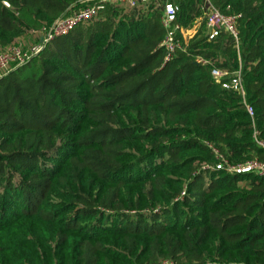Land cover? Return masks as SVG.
Masks as SVG:
<instances>
[{
    "label": "trees",
    "instance_id": "obj_1",
    "mask_svg": "<svg viewBox=\"0 0 264 264\" xmlns=\"http://www.w3.org/2000/svg\"><path fill=\"white\" fill-rule=\"evenodd\" d=\"M85 1L0 0V52ZM208 1L238 42L171 0L203 23L167 60L163 0L107 4L0 77V264H264V175L214 151L264 159V0ZM213 67L242 69L253 118Z\"/></svg>",
    "mask_w": 264,
    "mask_h": 264
},
{
    "label": "built area",
    "instance_id": "obj_2",
    "mask_svg": "<svg viewBox=\"0 0 264 264\" xmlns=\"http://www.w3.org/2000/svg\"><path fill=\"white\" fill-rule=\"evenodd\" d=\"M153 1L159 2L162 0H86L85 5L78 10L71 12L68 15L61 16L54 21L49 27H44L40 39L37 43L26 46L22 42L14 43L8 49L0 52V77L8 74L12 66H20L27 63L33 57L38 55L45 46L53 39L69 34L78 25L88 22L96 18L103 11L107 4L112 5H127L131 8L139 5H148ZM163 15L162 22L166 30L165 38L162 45L166 50V59L169 60L175 56L179 49H182V41L178 38L177 33L182 32L186 37L184 29L177 22V14L179 6L171 0H163ZM5 5L10 6L9 2L4 1ZM206 16V26L210 38H215L222 30L229 31L239 41L238 19L239 15L224 14L218 8L214 7L208 0L203 6ZM203 64L210 63L209 61L199 58ZM211 74L216 82L222 84L226 89L233 90L243 97L246 109L249 115L253 118L255 115L254 107L246 100V90L243 83L242 69L229 71L213 67ZM256 143L264 148V141L259 139V131H254ZM218 154L219 162L217 169H225L229 172L236 173H256L260 176L264 175V159L253 158L238 164H230L228 160L214 148Z\"/></svg>",
    "mask_w": 264,
    "mask_h": 264
},
{
    "label": "rangeland",
    "instance_id": "obj_3",
    "mask_svg": "<svg viewBox=\"0 0 264 264\" xmlns=\"http://www.w3.org/2000/svg\"><path fill=\"white\" fill-rule=\"evenodd\" d=\"M202 23H203V18L198 21V25H197L196 29H193V30L191 29L190 31H188V29H186V32H185L186 37L189 38L192 35H194L195 31L202 25ZM36 40H38V38Z\"/></svg>",
    "mask_w": 264,
    "mask_h": 264
},
{
    "label": "crops",
    "instance_id": "obj_4",
    "mask_svg": "<svg viewBox=\"0 0 264 264\" xmlns=\"http://www.w3.org/2000/svg\"><path fill=\"white\" fill-rule=\"evenodd\" d=\"M199 20H200V19L196 20L194 27L188 29V31H190L191 29H192V30H193V29H196ZM185 38H187V37H185ZM35 39H36V37H28L27 39H24L23 42L26 43V44H30V43H32L33 41H35Z\"/></svg>",
    "mask_w": 264,
    "mask_h": 264
}]
</instances>
